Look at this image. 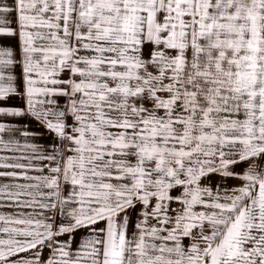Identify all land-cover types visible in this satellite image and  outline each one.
I'll list each match as a JSON object with an SVG mask.
<instances>
[{
  "label": "snow or ice",
  "instance_id": "snow-or-ice-1",
  "mask_svg": "<svg viewBox=\"0 0 264 264\" xmlns=\"http://www.w3.org/2000/svg\"><path fill=\"white\" fill-rule=\"evenodd\" d=\"M0 264H264V0H0Z\"/></svg>",
  "mask_w": 264,
  "mask_h": 264
}]
</instances>
